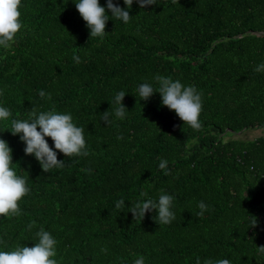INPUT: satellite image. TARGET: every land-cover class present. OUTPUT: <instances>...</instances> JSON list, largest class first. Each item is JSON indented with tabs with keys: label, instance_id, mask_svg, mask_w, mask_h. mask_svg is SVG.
I'll list each match as a JSON object with an SVG mask.
<instances>
[{
	"label": "trees",
	"instance_id": "1",
	"mask_svg": "<svg viewBox=\"0 0 264 264\" xmlns=\"http://www.w3.org/2000/svg\"><path fill=\"white\" fill-rule=\"evenodd\" d=\"M75 2L22 0L24 27L10 48L0 47V106L11 119H26L33 107L70 113L89 153L57 151L64 166L43 172L19 135L4 131L10 120L0 122L13 167L30 188L19 217L0 216V251L33 247L43 228L57 241L59 264L141 257L144 264H264L257 248L264 246V137L224 140L264 129V72L254 71L264 63V0H157L143 9L113 0L132 18H110L103 39H89ZM99 2L107 9V0ZM156 75L202 94L200 130L183 126L159 93L140 101L138 86L157 87ZM121 90L126 118L113 114L106 124L100 116L112 112ZM162 192L174 197L175 220L159 225L155 210L134 220L131 203L158 201ZM200 201L208 206L202 217Z\"/></svg>",
	"mask_w": 264,
	"mask_h": 264
},
{
	"label": "clouds",
	"instance_id": "2",
	"mask_svg": "<svg viewBox=\"0 0 264 264\" xmlns=\"http://www.w3.org/2000/svg\"><path fill=\"white\" fill-rule=\"evenodd\" d=\"M128 9L132 8L133 0H123ZM143 9L149 5L157 3V0H136ZM22 0H0V47L8 49L15 43L18 33L23 26L21 20ZM75 6L82 19L86 22L90 30V38H101L106 35V26L110 18L121 20L123 23H129L132 16L129 11L113 3V0H107V9L101 6L99 0H76ZM111 12V17L107 12ZM73 60L79 62V57L73 55ZM256 72H264V63L256 66ZM154 80L157 87L145 82L138 86L137 93L140 101H148L155 93L161 96L162 106L172 110L183 121V126L187 125L193 130H200V114L202 112V94L195 86H185L180 80H173L171 77L156 75ZM43 97L45 93L40 92ZM126 92L119 91L113 101L112 112H104L100 118L110 124L109 117L114 116L123 120L126 118V107L123 100ZM51 99V96H48ZM11 111L4 106H0V122L10 120V130L6 127L4 131L10 132L13 136L19 135L20 140L25 143L24 152L26 155H34L41 165L43 172L48 173L52 169H59L64 166V161L59 160L57 151L63 153L65 157L87 156L86 140L84 138V128L76 126L70 113H59L56 111H38L33 107L26 119H11ZM46 137L51 138L54 143V149L49 145ZM117 139H123L118 136ZM12 148L8 142L0 138V216L19 217L21 209L19 202L30 192L27 186L26 178L17 174L14 169ZM168 162L161 159L159 168L165 175L170 174L167 168ZM142 197L147 193L141 192ZM174 197L163 193L158 201L152 199L142 200L131 203L129 212L132 213L134 220L143 221L146 213L155 210L157 216L155 220L159 225H169L175 220V213L172 210ZM125 206L123 199L116 203L119 209ZM197 216L202 217L208 206L200 201L198 203ZM253 217V216H252ZM34 225H28L29 230ZM257 226V219L254 217L252 227ZM37 242L33 247L17 246L11 251H0V264H59L55 259L57 256L56 239L50 232L40 228L35 233ZM258 251L264 253V246L257 247ZM107 247L101 248V252L107 253ZM134 264H144L143 258L136 259ZM199 264V261L197 262ZM204 264H230L228 259H206Z\"/></svg>",
	"mask_w": 264,
	"mask_h": 264
},
{
	"label": "rangeland",
	"instance_id": "3",
	"mask_svg": "<svg viewBox=\"0 0 264 264\" xmlns=\"http://www.w3.org/2000/svg\"><path fill=\"white\" fill-rule=\"evenodd\" d=\"M260 137H264V129L259 130H244L238 134H235L233 136H225L224 140H243V141H253Z\"/></svg>",
	"mask_w": 264,
	"mask_h": 264
}]
</instances>
